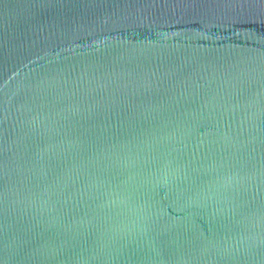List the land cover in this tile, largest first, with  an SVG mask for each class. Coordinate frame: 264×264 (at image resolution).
Returning <instances> with one entry per match:
<instances>
[{
    "label": "water",
    "instance_id": "95a60500",
    "mask_svg": "<svg viewBox=\"0 0 264 264\" xmlns=\"http://www.w3.org/2000/svg\"><path fill=\"white\" fill-rule=\"evenodd\" d=\"M0 264H264V0H0Z\"/></svg>",
    "mask_w": 264,
    "mask_h": 264
}]
</instances>
